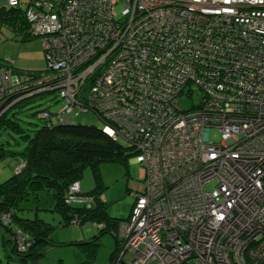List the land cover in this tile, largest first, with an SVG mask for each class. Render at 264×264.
<instances>
[{
	"label": "built area",
	"instance_id": "built-area-1",
	"mask_svg": "<svg viewBox=\"0 0 264 264\" xmlns=\"http://www.w3.org/2000/svg\"><path fill=\"white\" fill-rule=\"evenodd\" d=\"M0 2L47 60L27 74L0 61L2 112L57 93L42 119L93 113L136 151L110 264H264V0ZM91 199L69 186L68 203Z\"/></svg>",
	"mask_w": 264,
	"mask_h": 264
},
{
	"label": "trees",
	"instance_id": "trees-1",
	"mask_svg": "<svg viewBox=\"0 0 264 264\" xmlns=\"http://www.w3.org/2000/svg\"><path fill=\"white\" fill-rule=\"evenodd\" d=\"M18 12L16 9L4 8L0 11V16H3V23L6 22L15 31L24 32L23 40H26L28 27L16 16ZM46 95L48 94L44 97ZM31 101H23L14 108H23ZM13 109L0 119V127L15 131L26 142V148L21 156H24L26 166L19 170V174L15 172L13 176L0 183V211H3L6 205L8 210L5 212L11 213L10 224L2 222L1 213L0 221L12 236L15 234V229L27 233L30 247L26 248V254L24 253L26 256H23L17 254L14 244L11 257H19L20 264H38L39 259L37 258L44 256L46 249L51 248V243L54 244L51 232L55 228H51V225L47 226L48 222L38 216L26 217L25 213L29 208L23 207L25 202L32 198L39 200V195L46 192L52 198L53 203L48 210L58 213L64 225L83 224L90 221L100 227V235L111 233L115 237L116 247L110 257L112 261L113 254L119 247L117 232L123 220L107 213L106 202L102 194L100 166L105 163H120L127 167L128 161L136 153L134 147L114 139L111 130L113 124L110 122L102 121L109 127L108 130L95 125L78 123L76 119L71 122L50 123L40 117L42 112L50 111L49 107L36 113L44 121L43 126L38 127L32 133H27L16 121L8 117ZM88 167L95 172L96 178V186L88 192H83L92 198L90 204L81 201L68 203L69 186L75 183L80 184L83 171ZM39 209L40 206L37 205L36 210L39 211ZM99 236H94L87 243L81 244L85 258L80 264H92L96 259ZM12 239L14 241V237Z\"/></svg>",
	"mask_w": 264,
	"mask_h": 264
},
{
	"label": "rangeland",
	"instance_id": "rangeland-1",
	"mask_svg": "<svg viewBox=\"0 0 264 264\" xmlns=\"http://www.w3.org/2000/svg\"><path fill=\"white\" fill-rule=\"evenodd\" d=\"M29 1L24 0L25 3ZM3 5L5 4L0 2V11ZM4 60L13 62L14 67L22 74L44 72L47 69L42 39L33 37L23 40V34L15 31L6 22L3 23V16H0V61ZM36 98L37 96L27 100L26 102L32 101L23 108H14L8 114V117L16 121L27 133L34 132L44 124V121L36 114L37 112L49 107L51 112L57 113L63 107V103L57 101L59 99L57 93ZM196 100L198 97L194 94L192 97L182 99L181 105L184 109H189ZM3 110L4 108L0 109V118L6 115L5 111L2 112ZM76 122L109 129L93 113L82 114L76 118ZM1 128L2 126L0 127V183H3L15 172L17 174L18 169L25 168V158L21 156L26 148V142L15 131L6 128L1 130ZM209 139L210 142L220 143L221 135L218 130L212 129L209 133ZM100 174L107 213L114 218L126 221L134 204L132 194L141 187L142 181V168L135 162V155L128 161L127 167L120 163L102 164ZM80 184L82 192H88L96 186L95 172L92 168L88 167L83 171ZM209 188L211 189L212 185ZM39 196V200L32 198L23 204V207L29 208L25 213L26 217L38 216L48 222L47 226L51 225V228L55 229L51 232V239L54 244L51 243V248L46 249L44 256L37 258L39 259L38 264H80L85 258L81 244L87 243L94 236L98 237L100 227L90 221L83 224L68 223L64 225L58 213L48 210L53 206L52 198L46 192ZM37 205L40 206L39 211L36 210ZM7 210L6 205H4L3 211H0L1 220L10 224L11 213L5 212ZM2 222L0 221V264H20L19 257H11L14 244L17 254L26 256L25 250L30 247L27 240L29 235L15 229V234L12 236L1 225ZM12 237H14V241ZM99 239L97 256L92 264H110V257L116 247L115 237L111 233H107L100 235Z\"/></svg>",
	"mask_w": 264,
	"mask_h": 264
}]
</instances>
